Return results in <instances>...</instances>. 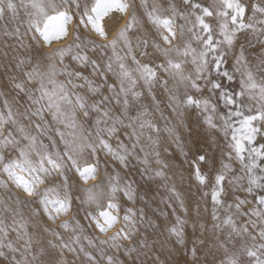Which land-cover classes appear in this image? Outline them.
<instances>
[{
	"label": "snow or ice",
	"instance_id": "obj_1",
	"mask_svg": "<svg viewBox=\"0 0 264 264\" xmlns=\"http://www.w3.org/2000/svg\"><path fill=\"white\" fill-rule=\"evenodd\" d=\"M66 2L74 3L76 8L80 9L79 0H66ZM183 3L187 11L179 12L173 4L170 8L171 17H163L160 14V8L156 5L147 12L160 38L169 45L162 47L155 39L150 41L148 37H137L135 45L133 44L129 33L138 24L135 15L113 39L108 41V33L102 21L113 11L127 14L131 5L127 0H95L91 9L84 7L80 24H83L85 28L90 25L91 29L108 43L98 44L91 39L81 40V37L77 35L67 47L58 48L54 53L44 54V58L48 61L46 65L40 59H36L34 63L32 59L27 61L33 66L31 70L24 73V80L15 82L13 78L14 88L19 90V93H23L26 99L23 101V111L20 110L19 99L10 100L4 96L2 100L0 149L13 148L18 152V156L6 160L3 151H0V172L6 174L12 184L27 197L35 198L29 202L40 206L34 210L36 216H46L48 220L55 223L61 215H68L72 211L74 200L80 199L74 196L76 189L71 183L69 173L74 169L85 184L90 180H96L100 163L97 154L101 151L125 168H129L131 158L135 157L144 166L138 171L149 188L144 192V197H139V187H133L136 182L122 183L119 173L115 177L109 175L107 163H105L104 176L108 180L109 188L107 210L93 214L85 209V219H88L89 226L94 224L98 232L106 238L85 235V226L74 213L70 221H62L59 225L61 229L73 234L69 240L65 242L59 232L45 226L42 232L49 233L59 241V243L48 241L46 245L39 239L41 235L39 228L36 231L37 239L34 241L33 236L27 231V224L22 219H16L18 213L13 210L8 201L20 203L19 196H16L14 200L12 196H8L7 201L0 200L3 210L12 214L10 226L3 218H0V257L4 258L6 264H66L63 260L65 250L77 253V248L73 245L79 246V252L83 253L87 264H207L199 258L201 251L208 247L210 239L203 235L206 228L203 223H200L199 204L196 205L197 215L191 217V227L193 233L201 231L202 234L191 242L186 238L188 220L181 218L180 215L175 216L174 224L163 225L161 230V224L154 222L155 212L150 213L146 210L149 203H155L150 198L144 207L124 208L123 224L109 235L112 229L121 223V204L116 202L117 193H122L135 204L138 197L140 199L148 197L151 185L157 181L179 200V206L184 213L189 212L184 200L176 191L175 184L170 187L168 184V181L172 179V176L168 175L172 165L168 157L163 154L167 152V147L161 143V131H166L181 151H183V144L176 127L168 126L170 121L164 116L161 108L162 101L158 99L155 91L157 85L169 94L170 102L167 106L177 117L184 115V112L180 110L182 108L200 109L203 112L211 109L215 112L216 106L211 103L210 98L203 97L202 93L209 85L210 92L221 90L219 94L225 104L236 106L235 110L230 111L227 116L220 117L223 121L221 130L224 131L225 136L231 130L229 147L232 151L227 153V157L229 160L233 159L234 153L235 158L245 169L247 175V187L243 189L245 192L251 194L255 189L264 190V166L261 163L264 162V144L254 146L257 134L264 130V0L251 5V16L247 22L245 17L249 6L242 0H219V7H216V0L209 6L193 3V0H183ZM143 4L147 9V0H143ZM20 7H23L28 16V27L25 32H21L19 24ZM49 8L55 10L56 14H49ZM214 11L219 18L215 27L206 19L213 17ZM177 16L183 19L186 25H190V27L185 25L179 27L183 46L172 44L177 37L175 24ZM6 17L17 21V25L10 30L8 23H5L2 29L3 36L17 40L22 47L28 32L32 33L31 39L37 44L42 38L44 43L51 47L53 41L67 37V26L73 19L67 11H60L49 0H19V5L15 0H0V20H5ZM165 31L168 34H165ZM37 33L39 36L36 35ZM249 33L260 45L254 58L247 55L248 47H252V41L248 40ZM193 40L198 47L192 46ZM121 45L127 49L124 55H120L117 51ZM5 47L8 48L11 45L5 42ZM150 47L159 51L165 60L159 64L154 63L151 59ZM98 49L101 54L96 59L88 55V51L97 52ZM107 49L112 50L113 56H107ZM69 54L72 60L78 62L79 68L69 66L58 68L57 59L59 64H64V58ZM173 54L183 59H173ZM230 54L235 60V71L241 75L238 93L224 91L219 82L220 77H226L228 81L233 80V75L223 67L226 57ZM4 55L8 56L9 53L5 51ZM189 55H191V63L195 65L194 73L186 72L184 68ZM129 57L135 64L134 69L127 64ZM24 63L25 61L21 60L17 66ZM89 68L91 69L89 75H85L84 70ZM109 73L116 78L118 84L108 83ZM57 75L66 76L67 81H58ZM92 77H100L102 82L98 84ZM165 77H171L177 84H185L200 95L185 92L183 100L177 102L178 98ZM141 80L143 86L147 87L150 103L166 121L163 129L156 124L152 118L153 113L148 110V107L140 102L142 98L148 99L137 88ZM76 81H83V83ZM200 81L204 84L202 85ZM28 83H35L38 87L34 89L26 87ZM69 85L72 89L87 88L92 97L99 98L92 99L87 95L71 91ZM105 87L110 95L103 94L102 89ZM3 95L0 93V96ZM246 95L260 102V107L255 114H252V108H248L249 114L245 115ZM14 105H17L15 109ZM130 109H135V115H129ZM232 117L240 118L239 127L233 124ZM24 119L28 120L27 125L22 122ZM82 119L91 121V130L85 128L81 122ZM257 122L260 126H257ZM205 123L210 128L217 127L211 117H205ZM8 125H12L13 129L5 134V127ZM121 129L124 130V135L133 141L132 150L119 140ZM144 136L150 142L152 151L149 152L141 147L140 151L144 153L141 159L134 150ZM42 137H46L48 143H44ZM106 137H116L117 147L114 148ZM211 147V143L205 141L204 148H197L192 174L198 186L210 188V193L205 191L203 196L210 195L214 235L215 230L227 232L224 241H219L218 236L216 241H219V247L227 252V245L233 242L234 236L247 238L241 244L239 251L231 253L223 264H264V194L259 195L257 207L251 212H241L242 206L248 203L247 199L236 197L233 203H228V185L238 186L239 181L244 177H233L230 180L228 173L233 169L228 163L223 164L222 169H217L214 173L209 171L205 174L201 166L212 168L215 164L214 156L210 152ZM85 152L95 155L96 163L82 165L81 158ZM33 156L37 159L34 160ZM56 177L59 179L56 180ZM180 179L182 180L183 176H180ZM49 180H56V182L41 190L40 186ZM0 186L7 189L8 182L0 180ZM99 187L100 185H93L92 188L84 189L86 198L81 203L89 207L93 204L99 207L100 196L96 192ZM166 206L171 207L173 213L176 212V208L172 207L171 197L166 201ZM221 211L224 212L223 217L220 215ZM161 215L166 213L161 212ZM237 215L248 216L249 221L239 224ZM252 216L257 217V220H252ZM155 219L158 220L159 217ZM249 225L253 229H258L256 235L249 231ZM10 228L16 233L17 241H23V251L9 239ZM258 237L262 242L257 244ZM247 240H251L252 243L249 244ZM82 241H87L88 247L98 253L99 259L97 255H93L92 251L86 250ZM216 241L213 243L215 244ZM34 244L36 251H32ZM5 249L8 251L6 252ZM182 250L191 255V261L175 259V255ZM16 253H20V258L16 257Z\"/></svg>",
	"mask_w": 264,
	"mask_h": 264
},
{
	"label": "rangeland",
	"instance_id": "obj_2",
	"mask_svg": "<svg viewBox=\"0 0 264 264\" xmlns=\"http://www.w3.org/2000/svg\"><path fill=\"white\" fill-rule=\"evenodd\" d=\"M15 2L19 5V0H15ZM50 3H54L57 6V9L60 11H67L69 15L73 17L69 25L67 26L68 35L66 38L59 40V41H53L51 47H49L47 44L44 43L43 39L40 38L39 44H37L36 41L31 39L32 33L28 32L25 40H24V46L22 47L21 44L15 40V39H8L7 37H4L2 34L3 25L5 23H8L9 29H13L17 25V21H13L10 19V17H6L5 20H0V93H3V96H0V107H2V100L4 96L8 97L10 100L13 98L19 99L21 101V105H19L20 110L23 111V101L26 99L24 97L23 93H19V90L15 89L13 84L15 78V82H20L25 79L24 73L26 71L31 70L32 64L28 63L30 59L33 60V63L36 59H40L43 64H47V59L44 58V54H50L56 52V49L61 47H67V45L71 44L73 40L76 38L77 35L81 37V40H95L98 44H104L108 43L111 39H113L119 31L124 28V26L129 22L131 17L133 15L136 16L138 24L137 26L129 33L130 38L133 41V44L135 45L137 37H148L150 41L152 39H155L156 42L160 43L162 47H168L169 45L165 44L164 41L160 38L159 32L156 29V27L151 23L147 16V12L152 9L153 5H156L160 8V14L163 17H171L172 12L170 11L171 6L174 4L176 6V9L179 12H186L187 9L183 3V0H147L148 8L146 9L143 4V0H127V2L131 5L128 9L127 14H123L118 11L115 12L117 15L116 25L114 29H110L109 31H106L108 33V41L101 39L92 29L89 25L87 28L83 26V24H80V18L83 12V9L85 6H87L89 9L93 6L95 0H79L80 3V9H77L74 3H68L66 0H49ZM245 4L249 6V11L245 17V22H247L248 18L251 16V5L257 2H260V0H242ZM193 3H201L204 6H209L214 3V0H193ZM216 7H219V0H216ZM49 14L55 15V10L49 8ZM112 15V14H111ZM110 17V16H109ZM107 16L106 20L109 18ZM104 18V19H105ZM258 18L259 14H258ZM86 19V18H85ZM194 19V18H193ZM212 25L215 27L218 23L219 18L215 15L210 18H206ZM28 16L25 13L23 7H20L19 11V24L21 26V32H25L28 25H27ZM105 21V20H104ZM103 22V21H102ZM175 24H176V31H177V37L172 41L173 45L180 44L183 46V42L181 41V38L179 36V27L181 25H185L186 27H190V25H186L185 21L181 19L179 16L175 17ZM260 25H258L259 27ZM199 29H197L198 31ZM165 34H168L165 31ZM39 36V34H36ZM110 36V37H109ZM217 38L220 37L217 34ZM248 40L252 41V47H248L247 55L249 57L254 58L257 55V51L260 48V45L256 42L254 37L251 33L248 34ZM5 42L11 47L6 48ZM79 42V41H77ZM29 45L31 47H29ZM193 47H198L197 43L193 40L192 41ZM247 46V45H246ZM7 51L9 53L8 56H5L4 53ZM120 55H124L127 51L126 48H124L123 45H121L117 50ZM137 51H139L137 49ZM149 51L152 53L151 59L154 61V63L159 64L165 60V57L154 48H149ZM107 56H113L112 50L107 49ZM101 53L99 52V49L97 52L88 51V55L96 59L98 55ZM114 58V57H113ZM138 58H140L138 56ZM105 57V62H106ZM173 59L180 60L183 59L181 57H177L175 54H173ZM25 61L23 65L17 66L19 64V61ZM58 68H63L64 66H69L70 68H79L78 62L72 60L71 54L65 56L64 58V64H59L58 59L56 61ZM127 64L130 68L134 69L135 64L131 61V58L127 60ZM226 68L232 75L233 80L228 81L226 77H220L219 82L223 86V90L227 91L229 93H238L240 91V80L241 75L239 72L235 71V60L234 57L230 54L228 57H226V63L223 66ZM186 72H195V65L191 63V55L187 57V63L184 65ZM91 69H85L84 73L85 75H89ZM162 74V73H159ZM108 83H117L118 81L116 78L109 73L108 74ZM169 80V86L173 88V91L175 92L178 101L180 102L184 98L185 92H190L193 95L199 96L200 94L195 93L194 90L188 88L185 84H177L175 80H173L171 77H165ZM213 78L215 79L216 76L214 74ZM56 79L58 81L66 82L67 77L63 75H57ZM96 81V83H101L102 80L100 77H92ZM77 83H83V81H76ZM200 83L203 85L204 82L200 81ZM26 87L29 88H36L38 87L35 83H28L26 84ZM71 91L79 92L82 95H87L92 99H98V96L92 97V95L88 92L87 88H81V89H72L71 85L68 86ZM137 88L142 91L145 94V97H148V99H141V103L145 104L148 107V110L153 113V119L156 122V124L163 129L165 126V119L161 117L160 112L156 111L154 106L150 103V96L148 95L147 87L143 86V81H139ZM210 85L205 87L202 93V96L205 98H210L211 103L216 106L215 112H213L211 109H209L208 112H203L200 109H180L184 112V115L182 117H177L175 113L172 112L171 108H169L167 105L169 104V94L160 86L155 87V91L157 94L158 99L162 101L161 108L164 111V116L168 118L170 123L168 124L169 127L175 126L177 133L180 135L181 143L183 144V151H181L180 148L177 147V144L173 142V138L169 136V134L166 131H161L160 133V140L161 143L167 147V152L163 153L165 156L168 157L170 160L175 161V166H172V170L168 172V175L172 176V179L168 181L169 187L172 184H175L176 191L180 194V198L184 200L185 207L189 209L188 213H184L182 209L179 206V200L169 191H167L159 181L153 183L151 185V191L148 193V197L144 199H140L139 197H144V192L148 190L149 186L145 183V181L141 178L140 172L138 169H142L144 166L139 163L135 159V157L131 158V164L129 168H125L123 165H121L118 161H114L111 156H105L104 152L101 151L97 155L100 158V163L98 165L99 171L97 173V179L96 180H90L87 184H85L80 178L78 173L75 172L73 169L72 172L69 173L71 183L75 186L74 196L80 197L79 200H74L73 202V208L72 211L68 213V215H61L59 219L56 220L55 223L48 220L46 216H36L34 214V210L38 209L40 206L36 203H31L29 201L34 200L35 198H29L27 197L21 190L17 189L14 184L8 179L7 175L0 172V180L7 181L8 187L7 189L3 186H0V200L7 201L8 196H12L13 200L16 196L20 197V203H13L11 201H8V203L11 204V207L14 211L18 213L16 216L17 220H23L27 224V231L30 235L36 236L37 228L41 230V235L39 239L46 245L48 241H52L53 243H59L58 240H56L53 236H51L49 233L42 232V229L47 226L48 228L54 229L55 231L59 232L61 236L64 238V241L67 242L69 238L73 235L69 231H65L64 229H61L59 227L60 223L65 220H71L73 217V214H76V218L80 219L81 223L85 226V235H88L90 237H99L101 239L106 238L103 237L98 230L95 228L94 224L89 226L88 219H85V209L88 211H91L93 214H97L99 211L107 210V204L109 202V188H108V180L104 176V169H105V163H107V171L109 175L115 177L117 173H119L121 177L122 183L125 182H131L135 181L136 183L133 184V187H139V197L137 199V202L133 204L132 201H129L127 197L123 196L122 193H117L116 196V202L121 204V223L117 224L115 228L112 229V231L109 233L111 235L113 232H115L121 225L123 224V214H124V208H140L144 207L145 203L147 202L148 198L151 199V201H155V203H149L147 211L155 212V217H159V219H155L154 222L157 224H161V230H163V225H171L175 223V216L180 215L181 218L187 219L188 224L186 226V232L187 237L189 239V242L192 240H196L198 236H201V231H197L196 233L192 232L191 227V217L196 216V205L199 204V217H200V223H203L205 225L206 231H203V235L205 237L210 238L208 240V247L206 249H203L200 254V260L206 261L207 264H223L228 258V256L231 253L238 252L240 249V246L242 243L245 242L247 239L240 238V237H233V242L229 243L227 245L228 251L226 252L224 248L219 247V241H224L227 236V232H220L219 230H213V223L212 220V203L210 199V195L207 197L203 196V192L209 191L210 188L204 187V186H198L193 173L194 168V159L195 154L197 151V148H204L205 147V141H208L211 143V154L214 156L215 164L214 167L209 168L207 166L202 165V171L205 172V174H208L209 171L215 172L217 169H222L223 164L228 163L231 165V168L233 171L228 173V178L231 180L233 177L239 178L244 177L243 180L239 181V185L236 184L228 185L229 190V196L227 197L228 203H233L236 200V197H239L240 199H247L248 203L244 204L241 208V212H251L257 207V201L259 195L264 194V190L261 189H255L253 193L249 194L245 192L243 189L247 187V175L245 173V169L241 165L240 161L235 158V154L233 153V159L229 160L227 157V153L232 151L229 147L231 142V130H229V134L225 136L224 131H222L223 121L220 119L221 116H227L230 111H234L236 106L234 105H226L224 102V99L219 94L221 90H216V92H210L209 91ZM102 92L104 95H110L108 89L105 87L102 89ZM238 98V97H237ZM245 115L249 114L247 112L248 108L253 109V113L255 114L256 110L260 107V102L258 99H251L247 95L245 96ZM17 107V105H14V109ZM135 109H130L129 115H135ZM118 114V113H117ZM95 115V114H93ZM205 117H211L213 123L217 125L216 128H210L207 123H205ZM232 122L236 127H239V119L238 117H232ZM22 122L27 125L28 120L24 119ZM81 122L84 124L85 128L91 130V121L90 120H81ZM257 126H260L257 122ZM13 129L12 125H8L5 127V134L9 130ZM191 129V131H190ZM31 131V129H29ZM130 131V130H129ZM35 134V133H33ZM109 139L110 143H112L113 147H117L118 145V139L116 137H106ZM44 143H48V140L46 137H42ZM119 140L123 141L125 144L129 146V149H131V144L133 141H130L128 139L127 135H124V130L121 129V132L119 134ZM146 136L141 138V142L139 145H137V148L134 150L137 155L140 156L141 159H143L144 153L140 151L141 147L146 148L149 152L152 151L151 147H148L145 143ZM22 143H27L26 141H22ZM264 144V130H262V133L257 134L255 145L258 147L259 145ZM63 145L61 144V148ZM0 151H3V154L5 156V159H11L18 156V152L13 148H7V149H0ZM187 154V155H186ZM33 159H37L35 156H33ZM97 157L95 155H90L88 152L84 153V156L81 158V164L84 165L85 163H96ZM262 166H264V162H261ZM153 166L154 160H153ZM172 172V173H171ZM177 175H173V173H176ZM182 172V173H181ZM183 176V179L181 180L180 175ZM178 176V177H177ZM59 177H56V180H58ZM56 180H49L46 181L45 184L41 185L40 188L43 190L44 188L48 187L50 184H53L56 182ZM181 180V181H180ZM93 181V182H92ZM182 183V184H181ZM227 183V182H226ZM93 185H100L99 188L96 189L97 194L100 196L99 199V207L97 205L93 204L90 207L87 204H82L81 201H83L86 198V193L83 191L84 189L92 188ZM184 187V188H183ZM193 188V189H192ZM199 188V189H198ZM188 193V194H187ZM190 196V197H189ZM169 197H171V203L172 207L176 208V212H172L171 207L166 206V201H168ZM158 205V206H157ZM79 210V211H78ZM235 210L233 209V212ZM161 212L166 213V215H161ZM220 215L223 217L224 212L221 211ZM0 218H3L5 223L7 225L12 224V214L5 212L3 210V206L0 205ZM237 222L239 224L247 223L249 221L248 216L243 215H237L236 216ZM252 220H257V217L252 216ZM249 231L252 232L253 235H256L258 233V229H253L251 225H249ZM9 239H11L17 247L21 248V251H23V241H17L16 239V233L11 231V228L9 229ZM219 237V241H216V237ZM34 241L37 239L36 237H33ZM211 240V241H210ZM215 242V245L213 243ZM211 242V243H210ZM247 242L250 244L252 243L251 240H247ZM259 237L257 238L256 243H260ZM84 243L86 250L92 251L93 255H97V258L99 259L98 253L94 249H91L87 245V241H82ZM35 245V244H34ZM77 248V253H70L67 250H65L63 255V260L66 262V264H87V260L84 257L83 253L79 252V246L73 245ZM36 246L33 247L32 251H36ZM7 252L8 250L5 249ZM11 255V254H10ZM17 258H20V253L15 254ZM121 258H123L121 256ZM29 259H31V256H29ZM175 259H184L187 261H191L192 257L190 254H187L185 251H181L179 254L175 255ZM247 259V258H244ZM0 264H6L3 257H0Z\"/></svg>",
	"mask_w": 264,
	"mask_h": 264
},
{
	"label": "bare ground",
	"instance_id": "obj_3",
	"mask_svg": "<svg viewBox=\"0 0 264 264\" xmlns=\"http://www.w3.org/2000/svg\"><path fill=\"white\" fill-rule=\"evenodd\" d=\"M115 12L116 11H113V12H111V13H109V15H108V19L106 20V18L103 20V22H102V24H103V26H104V28H105V30L106 31H109L110 29H114V27H115V25H116V21H119V20H117V15L116 14H118V16H119V12H117L116 14H115ZM112 14V15H111ZM116 28V27H115ZM110 37V36H109ZM135 111V110H134ZM153 135L155 136V134L153 133ZM145 143H146V145L148 146V147H150L149 145H150V142L147 140V138H146V141H145ZM169 160V162L171 163V165L172 166H175V167H177L175 164V161L173 160H170V159H168ZM172 173V172H171ZM182 173V172H181ZM176 175H177V172L175 173ZM180 175V174H179ZM181 176V175H180ZM178 177V176H177ZM178 178H180V177H178ZM181 181V180H180ZM93 182V181H92ZM182 184V183H181ZM88 185V184H87ZM184 188V187H183ZM193 189V188H192ZM199 189V188H198ZM188 194V193H187ZM190 197V196H189ZM33 237H36V236H34V235H32ZM211 241V240H210ZM211 243V242H210ZM215 245V244H214ZM35 246V245H34Z\"/></svg>",
	"mask_w": 264,
	"mask_h": 264
}]
</instances>
